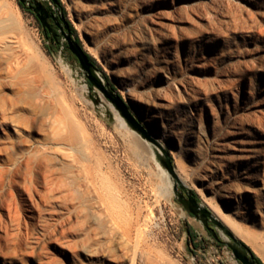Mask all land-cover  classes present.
<instances>
[{"label": "rangeland", "instance_id": "374dc122", "mask_svg": "<svg viewBox=\"0 0 264 264\" xmlns=\"http://www.w3.org/2000/svg\"><path fill=\"white\" fill-rule=\"evenodd\" d=\"M62 1L101 86L0 0L18 26L0 33V264H242L178 201L158 143L264 261V0Z\"/></svg>", "mask_w": 264, "mask_h": 264}, {"label": "water", "instance_id": "95a60500", "mask_svg": "<svg viewBox=\"0 0 264 264\" xmlns=\"http://www.w3.org/2000/svg\"><path fill=\"white\" fill-rule=\"evenodd\" d=\"M21 3H24L25 0H19ZM32 9L35 13H37L40 20H42L44 23L47 21L48 18L56 19V15L49 12L40 2V0H33ZM63 20L65 18H62ZM58 25H61L59 22H57ZM65 26L67 27V23L65 22ZM61 31L64 32V28L62 26ZM65 38L68 42V45L70 49L77 55V57L80 60V63L82 67L84 68L87 79L93 84L101 86L100 78L98 77L96 70L94 66L89 62V60L84 55L83 51L75 41L71 38L70 35L65 34ZM116 106L120 108L124 116L126 117L127 121L138 131L143 133L146 136H149L147 130L144 128L142 124H140L128 111V109L122 107L116 100H112ZM158 146L160 147L162 153L158 152V157L162 164L169 170V172L173 175V177L176 179V183L174 184V191L177 195V199L179 202L182 203V205L185 207V209L191 213L192 215L199 217V219L202 221L205 227L209 229V231L212 233L213 236L218 238V234L215 229L212 227H209V222L216 224L217 226H220L227 235L232 237L233 242H227V246L232 249V252L235 256V258L241 262L242 264H256L255 259L249 249V246L242 242L241 240L237 239L233 233L227 229V227L213 214V211L206 205L199 202L194 195V192L192 189L187 188L183 182L180 180L172 158L169 154V152L158 143Z\"/></svg>", "mask_w": 264, "mask_h": 264}, {"label": "trees", "instance_id": "16d2710c", "mask_svg": "<svg viewBox=\"0 0 264 264\" xmlns=\"http://www.w3.org/2000/svg\"><path fill=\"white\" fill-rule=\"evenodd\" d=\"M40 2L49 12L56 15V19L48 18L47 21L44 23L42 20L39 19L37 13H35L33 11L31 4L27 5L25 2L21 3L18 0L19 5L22 8L27 9L29 12H31L34 15V17L37 19V21L40 25V28L43 32V35H44L46 41L48 42V47L50 48V50L56 51V50L62 48L63 52H65L67 54L69 60H71L73 62L75 61L81 65L79 58L70 49L68 42H63L61 40L62 36H65V34H68L75 41L77 46H79L81 48L84 55L89 60V62L94 66V68L98 69L99 65H98L96 59L89 52H87L84 49L82 41L79 37V34H78L76 28L74 27L73 23L68 18L67 9H66L63 1L62 0H48L46 2H44V1H40ZM62 18H65V19L63 20ZM57 22H59L61 25H58ZM65 22L67 23V27L65 26ZM62 26L64 28V32L61 31ZM105 78L108 79V77L106 75H105ZM87 83H88L90 88H93V84L88 79H87ZM108 86H109V97H110V99L116 100L122 107L128 109V105L125 103L122 95L120 93L114 92V91H116V88L110 82L108 83ZM193 192L197 198L198 195H197L196 191L193 190ZM190 215L193 216L191 213H190ZM217 239H218V241H221L219 239V237ZM249 249H250V251H251V253L255 259V262L257 264H264L263 259L259 255H257L251 247H249Z\"/></svg>", "mask_w": 264, "mask_h": 264}, {"label": "bare ground", "instance_id": "6f19581e", "mask_svg": "<svg viewBox=\"0 0 264 264\" xmlns=\"http://www.w3.org/2000/svg\"><path fill=\"white\" fill-rule=\"evenodd\" d=\"M13 20V19H12ZM10 18H8V17H5V15H2V14H0V33L2 34L3 33V31H5L6 29H13V27H16V26H13L14 25V23H15V20L14 21H12ZM14 22V23H13ZM16 25V24H15ZM18 27V26H17ZM16 27V28H17ZM8 29V30H9ZM121 119H122V122L123 123H126L125 122V120L121 117ZM134 131V130H133ZM175 135V134H174ZM154 155V152H152V156ZM215 164V163H214ZM181 166H182V164H181ZM218 166V165H217ZM183 167V166H182ZM186 168V167H185ZM181 169V168H180ZM183 169H184V167H183ZM182 170V169H181ZM187 170V169H186ZM184 171H185V169H184ZM183 171V172H184ZM186 172V171H185ZM179 173H181V172H179ZM211 173H212V175H215L216 173H217V169H215V168H212V170H211ZM183 174V173H182ZM188 174V173H187ZM185 175V174H184ZM185 176H187V175H185ZM184 177V176H183ZM181 175H180V180L182 181V182H186V180L183 178ZM249 176H244V178L246 179V178H248ZM215 186H214V189L217 191V195H218V197L220 198V199H222V201H223V203H225V204H231V202L233 201V199H236L237 198V192L239 191L238 190V187H236L234 184H232V183H230V182H227L226 180H225V178H219V179H217L215 182ZM185 184H187V183H185ZM239 184V183H238ZM188 185V184H187ZM240 185V184H239ZM242 187V186H241ZM243 187H245V186H243ZM244 189V188H243ZM242 189V190H243ZM247 191H249V192H254V187H252V186H249V187H247V188H245ZM241 196V195H240ZM218 208L217 209H219V207L220 206H217ZM264 207V206H263ZM221 210H223V209H221ZM258 212H261V209H258ZM220 213H222V212H220ZM257 213V212H256ZM263 213V212H262ZM224 215H226L227 216V219L228 220H226V221H231V222H234L235 220V218H233L232 217V215H230V214H224ZM222 216V215H221ZM230 222V223H231ZM234 225H235V223H234ZM236 226H240V224L238 225V224H236ZM236 226H234L235 228H236Z\"/></svg>", "mask_w": 264, "mask_h": 264}, {"label": "flooded vegetation", "instance_id": "af4514ba", "mask_svg": "<svg viewBox=\"0 0 264 264\" xmlns=\"http://www.w3.org/2000/svg\"><path fill=\"white\" fill-rule=\"evenodd\" d=\"M25 3H26V0H25ZM29 4H31V5H33V0H28V2H27V5H29ZM197 199H198V196H197ZM214 224L210 221L209 222V227H212ZM257 264V263H256Z\"/></svg>", "mask_w": 264, "mask_h": 264}]
</instances>
